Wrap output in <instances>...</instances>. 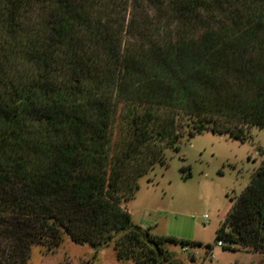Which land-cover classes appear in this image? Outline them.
Instances as JSON below:
<instances>
[{"label":"trees","instance_id":"obj_1","mask_svg":"<svg viewBox=\"0 0 264 264\" xmlns=\"http://www.w3.org/2000/svg\"><path fill=\"white\" fill-rule=\"evenodd\" d=\"M130 5L206 28L166 44L158 29L150 45L126 50L117 13ZM222 118L264 128V0H0V264H26L34 246L51 252L66 237L114 244L122 260L146 246L161 264L163 242L177 239L145 240L128 201L183 138L242 139V127L217 128ZM220 241L264 264V159Z\"/></svg>","mask_w":264,"mask_h":264},{"label":"rangeland","instance_id":"obj_2","mask_svg":"<svg viewBox=\"0 0 264 264\" xmlns=\"http://www.w3.org/2000/svg\"><path fill=\"white\" fill-rule=\"evenodd\" d=\"M128 10L127 13L124 7L123 12L117 13L120 21L125 20L126 15L123 31L126 50H134L141 44L150 45L153 38L162 36L158 29H167L163 41L166 44L170 40L178 41L181 36L200 34L206 28L202 24L184 28L177 16L166 11L159 13L151 9V16L147 17L143 7L130 5ZM131 11L137 15L132 27L129 24ZM211 24L215 26L216 21ZM241 127L245 131L242 139L230 137L226 131ZM217 128L226 132L205 131L183 138L178 150L167 148L160 158L164 161H157L139 177V187L128 201L134 225L146 228L155 236L177 239L163 242L165 255L161 264H256L260 258L252 251L226 249L216 243V236L233 201L251 182L264 159V128L227 118H222ZM118 133L116 126L114 140L118 139ZM141 164V159H134L130 173L134 174L137 166L141 170ZM5 240L3 238L0 245H5ZM182 240L202 244L183 243ZM183 246H187L188 251H183ZM209 251L211 255L208 256ZM131 253L129 258L122 260L114 244L95 248L66 237L51 252L34 246L26 264H150L152 254L146 246L131 245Z\"/></svg>","mask_w":264,"mask_h":264},{"label":"water","instance_id":"obj_3","mask_svg":"<svg viewBox=\"0 0 264 264\" xmlns=\"http://www.w3.org/2000/svg\"><path fill=\"white\" fill-rule=\"evenodd\" d=\"M131 229L138 230L140 233H142L144 239L149 241L150 233H149V231L146 228H143V227H140V226H137V225H132ZM150 243L152 244V242H150Z\"/></svg>","mask_w":264,"mask_h":264},{"label":"built area","instance_id":"obj_4","mask_svg":"<svg viewBox=\"0 0 264 264\" xmlns=\"http://www.w3.org/2000/svg\"><path fill=\"white\" fill-rule=\"evenodd\" d=\"M204 218L206 219V223H208L209 222V219H208V215L207 214L204 215ZM223 244H224L223 241L218 242V245H221L222 246ZM182 250L183 251H188V247L187 246L186 247L183 246L182 247ZM197 253L198 252L196 251V253H193L192 256L195 257ZM209 255H211V251L208 252V256Z\"/></svg>","mask_w":264,"mask_h":264}]
</instances>
